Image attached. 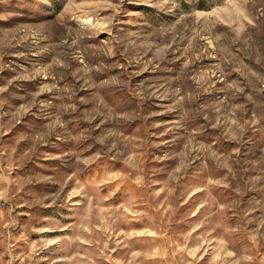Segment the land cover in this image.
Here are the masks:
<instances>
[{
    "label": "rangeland",
    "instance_id": "374dc122",
    "mask_svg": "<svg viewBox=\"0 0 264 264\" xmlns=\"http://www.w3.org/2000/svg\"><path fill=\"white\" fill-rule=\"evenodd\" d=\"M0 264H264V0H0Z\"/></svg>",
    "mask_w": 264,
    "mask_h": 264
}]
</instances>
